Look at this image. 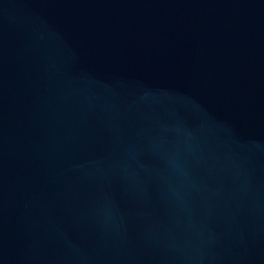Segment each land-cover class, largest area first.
Returning <instances> with one entry per match:
<instances>
[{"label":"water","instance_id":"95a60500","mask_svg":"<svg viewBox=\"0 0 264 264\" xmlns=\"http://www.w3.org/2000/svg\"><path fill=\"white\" fill-rule=\"evenodd\" d=\"M0 264H264V0H0Z\"/></svg>","mask_w":264,"mask_h":264}]
</instances>
